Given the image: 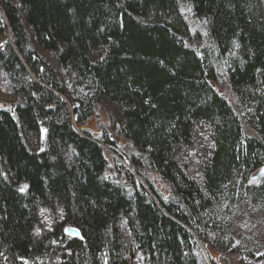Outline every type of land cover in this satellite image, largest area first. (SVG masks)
Returning a JSON list of instances; mask_svg holds the SVG:
<instances>
[{"label": "trees", "instance_id": "trees-1", "mask_svg": "<svg viewBox=\"0 0 264 264\" xmlns=\"http://www.w3.org/2000/svg\"><path fill=\"white\" fill-rule=\"evenodd\" d=\"M6 31L0 264H203L200 243L235 250L239 205L264 215V176L249 180L264 164V0H0ZM100 106L119 156L169 198L122 166L127 187L105 176L115 143L86 127Z\"/></svg>", "mask_w": 264, "mask_h": 264}, {"label": "rangeland", "instance_id": "rangeland-1", "mask_svg": "<svg viewBox=\"0 0 264 264\" xmlns=\"http://www.w3.org/2000/svg\"><path fill=\"white\" fill-rule=\"evenodd\" d=\"M182 12L190 29L192 31L198 30L197 32L202 34V31H199L200 27L198 29L199 25L195 23L188 10L183 8ZM6 32V34H0V45L12 41L10 32ZM221 80L224 81L222 78ZM222 81L211 82V84L216 91L223 95L231 104L234 111L237 114H240L239 104L236 97L229 88V85ZM0 92H4L1 84ZM0 107L10 109V99L0 95ZM86 127L91 134L95 135V137L103 135L104 133L108 134L115 143L117 153L107 145H102L104 156L107 160V169L104 172L107 178L127 187L125 180L122 178V173L116 170L117 166H122L132 174L137 183L141 184L146 189V186H148L147 184H149L162 199L170 197L168 186L162 182L157 173L149 168L141 169L139 174L135 173L129 167L126 159L119 156V152L121 151L124 153L127 151L129 145L124 138L115 135L109 129L107 108L105 106H100L95 109L92 117L87 121ZM245 135L248 137H255L256 133L248 127H245ZM190 162L192 163V161ZM254 174L255 173L252 175ZM230 222L229 230H231L235 250L221 254L208 246H200L201 255L205 261L203 264H210V260H213L216 264H264V215L260 209L258 207L241 204L239 205V209L233 214ZM198 264H202V262Z\"/></svg>", "mask_w": 264, "mask_h": 264}, {"label": "water", "instance_id": "water-1", "mask_svg": "<svg viewBox=\"0 0 264 264\" xmlns=\"http://www.w3.org/2000/svg\"><path fill=\"white\" fill-rule=\"evenodd\" d=\"M264 176V164L256 171L254 175L250 177L251 182L258 181L261 177ZM66 236L76 239H82L80 231L75 227H67L64 230Z\"/></svg>", "mask_w": 264, "mask_h": 264}, {"label": "bare ground", "instance_id": "bare-ground-1", "mask_svg": "<svg viewBox=\"0 0 264 264\" xmlns=\"http://www.w3.org/2000/svg\"><path fill=\"white\" fill-rule=\"evenodd\" d=\"M201 247L203 246V245H201V243L199 244Z\"/></svg>", "mask_w": 264, "mask_h": 264}]
</instances>
